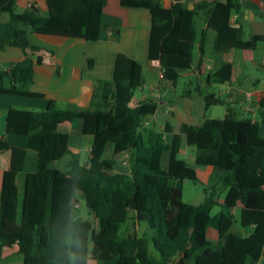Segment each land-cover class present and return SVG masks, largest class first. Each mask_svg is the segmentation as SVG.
<instances>
[{
    "label": "trees",
    "instance_id": "obj_1",
    "mask_svg": "<svg viewBox=\"0 0 264 264\" xmlns=\"http://www.w3.org/2000/svg\"><path fill=\"white\" fill-rule=\"evenodd\" d=\"M42 1L45 13L35 3L18 10L16 0H0V12L7 13L0 49L14 45L28 50V32H58L86 41L100 37L106 0ZM120 3L136 6L135 0ZM240 10L241 0H202L193 8L180 1L164 7L151 0L147 59L159 64L162 99L173 102L176 92L170 83L176 85L179 70L190 68L195 56L200 64L207 28L214 31V52L206 85L230 79L233 50L259 47L261 34L245 37L241 29H228L230 15ZM199 19L205 27L197 34ZM32 80L33 61L25 55L0 72V93L39 96L26 88ZM139 86L133 60L118 52L112 77L93 79L87 106L60 108L49 100L40 111L8 110L7 119L26 130L0 136V152L10 151L2 186L16 185L19 226V260L4 263L2 202L0 264H264V97L252 116L199 89L205 110L201 123H186L169 113L156 128L144 122L156 113L158 99L129 105ZM216 104L225 106L221 118L206 113ZM68 117L80 119L81 132L92 138L85 165L61 135ZM107 118L115 125L131 121L125 144L128 173L114 170L115 161L104 157ZM187 146L194 147L192 161L177 157ZM165 150L171 155L168 169L161 163ZM64 155L62 168L54 166ZM198 166L211 167L216 184L225 189L221 201L216 184L203 189L198 205L182 200L183 181H197ZM80 198L96 225L80 215ZM214 205L219 208L211 213ZM130 220L144 224L145 230L140 235L128 232Z\"/></svg>",
    "mask_w": 264,
    "mask_h": 264
},
{
    "label": "crops",
    "instance_id": "obj_2",
    "mask_svg": "<svg viewBox=\"0 0 264 264\" xmlns=\"http://www.w3.org/2000/svg\"><path fill=\"white\" fill-rule=\"evenodd\" d=\"M136 6L122 5L120 0H106L103 7V27L100 37L95 41L73 39L62 33L53 32L40 35L28 32L30 48L23 50L14 45H5L0 49V72L11 64L23 59L25 55L33 61V80L26 85L32 92L39 96H25L0 93V136L7 132H21L25 128L18 127L17 123L7 119L9 109L40 111L44 109L49 100L54 101L57 107L87 106L91 96L92 82L94 78H111L114 69V61L118 52L130 57L134 62V76L140 83L136 88L139 93L134 94L129 102L135 106L137 102L153 98L158 99L156 113L146 117L145 124L156 128L162 127L163 116L173 113L174 118L190 123L199 124L204 118V101L200 90L213 93L218 99L227 100L242 113L255 115L258 101L264 97V39L255 51L233 50L235 60L231 66V76L223 83H211L206 85V78L213 64L214 31L206 29L204 53L199 65L194 57L193 63L188 69L179 70L180 76L177 83L186 79L190 86L175 94L172 103L162 99L165 94L161 91L163 85L149 89L148 94L142 90L146 78L156 75L160 78V68L156 60L147 59V44L150 27L149 7L151 0H135ZM183 2L187 8H193L194 3L202 0H160L164 7L173 2ZM212 1V0H205ZM35 3L41 12L45 13L42 0H16L18 10L23 9L27 3ZM7 13L0 12V36L5 31ZM205 27L203 20L196 23L197 34ZM228 29L235 31L241 29L244 36L261 34L264 38V0H241L240 12L232 13L229 18ZM92 59L91 66L88 59ZM176 83V84H177ZM170 86H176L170 83ZM217 105V104H216ZM211 105L206 113L209 117L221 118L226 110H213ZM109 126V145L104 153L105 158H112L115 163L114 170L129 172V151L125 148L129 136L131 121L115 125L106 119ZM67 131L61 135L66 139L68 148L81 155L82 162L86 164L91 146V136L81 132V120L68 117L64 121ZM168 139L171 137L169 134ZM165 150L163 153H165ZM162 153V155H163ZM182 153L190 158L193 151L182 148ZM8 149L0 152V205L3 202L4 216L1 225V233L6 238L2 244V262L13 263L19 258L16 255L18 247L19 226L16 221L17 188L15 184L2 186V177L9 163ZM161 155V160H162ZM67 155H64L57 166L62 168ZM171 155L167 166L168 169ZM235 213V212H234ZM236 214V213H235ZM215 232V231H214ZM215 234L213 237L214 238Z\"/></svg>",
    "mask_w": 264,
    "mask_h": 264
},
{
    "label": "rangeland",
    "instance_id": "obj_3",
    "mask_svg": "<svg viewBox=\"0 0 264 264\" xmlns=\"http://www.w3.org/2000/svg\"><path fill=\"white\" fill-rule=\"evenodd\" d=\"M157 84H160V83H159V81H157L156 75L150 74L146 78L145 85L142 87V90L148 94L149 89L152 87H156ZM190 87L193 88L194 85L190 86L188 81L186 79H183L176 84V86L174 87V90L177 94L178 93L182 94L183 93L182 91H185ZM139 91H140V89H137L136 93H139ZM212 108H213V110H222L223 105L217 104V105L212 106ZM108 120H110V119L107 118V122H108ZM109 128L110 127L107 126L106 131H105V135L107 137H109V135H110ZM186 150L191 152L194 150V147L193 146H187ZM169 157H170L169 151H166L165 153H163L161 163L164 167L167 166V162L169 161ZM177 157L185 158L188 161L189 160L192 161L189 156H186L182 153L178 154ZM59 165H60V162L59 163L57 162L55 166L57 167ZM211 172H212V169L210 166H198L197 167V173H198L199 179L197 181H193V180H189V179H185L183 181L182 200L185 202L194 204V205L200 204L204 200V196H205L203 189L205 187H208V186L211 187V185L216 184L215 177L211 176ZM81 181L82 180L80 179L79 182L81 183ZM215 193L218 196V197H216V199L218 201H221L222 197L225 193V189L222 186H220V184H216ZM241 203H242V198L240 197L238 200L237 206H240ZM78 208H79V213L82 217H87L91 220L93 219L91 217V215L87 212L82 198L79 199ZM218 208H219L218 205H214L212 210H211V213H215L218 210ZM238 210H239L238 208L234 209V212L236 213V215L238 214ZM92 221L95 225L97 224L96 220L93 219ZM144 227H145L144 224L137 223L136 221L130 220L126 225V230L130 233L134 232V233L140 235L145 230ZM207 234L209 237H213L215 232L213 229H209ZM149 255H150V257L154 256V252H153L151 247L149 249ZM88 264H94V262L90 261Z\"/></svg>",
    "mask_w": 264,
    "mask_h": 264
},
{
    "label": "built area",
    "instance_id": "obj_4",
    "mask_svg": "<svg viewBox=\"0 0 264 264\" xmlns=\"http://www.w3.org/2000/svg\"><path fill=\"white\" fill-rule=\"evenodd\" d=\"M29 6H30V4L27 3V4H26V7H29Z\"/></svg>",
    "mask_w": 264,
    "mask_h": 264
},
{
    "label": "water",
    "instance_id": "obj_5",
    "mask_svg": "<svg viewBox=\"0 0 264 264\" xmlns=\"http://www.w3.org/2000/svg\"><path fill=\"white\" fill-rule=\"evenodd\" d=\"M191 160H194V157H192ZM83 165H85V163H83Z\"/></svg>",
    "mask_w": 264,
    "mask_h": 264
}]
</instances>
